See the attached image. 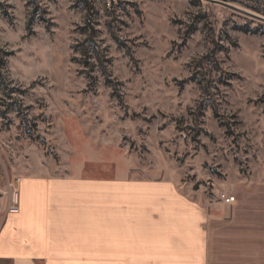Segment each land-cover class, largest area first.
I'll use <instances>...</instances> for the list:
<instances>
[{
    "label": "rangeland",
    "instance_id": "rangeland-1",
    "mask_svg": "<svg viewBox=\"0 0 264 264\" xmlns=\"http://www.w3.org/2000/svg\"><path fill=\"white\" fill-rule=\"evenodd\" d=\"M87 1L94 34L85 0H0V184L127 166L224 218L226 246L264 235V0Z\"/></svg>",
    "mask_w": 264,
    "mask_h": 264
},
{
    "label": "crops",
    "instance_id": "crops-1",
    "mask_svg": "<svg viewBox=\"0 0 264 264\" xmlns=\"http://www.w3.org/2000/svg\"><path fill=\"white\" fill-rule=\"evenodd\" d=\"M80 169L19 176V211L0 214V264H264L260 217L226 246L224 218L173 179Z\"/></svg>",
    "mask_w": 264,
    "mask_h": 264
},
{
    "label": "built area",
    "instance_id": "built-area-1",
    "mask_svg": "<svg viewBox=\"0 0 264 264\" xmlns=\"http://www.w3.org/2000/svg\"><path fill=\"white\" fill-rule=\"evenodd\" d=\"M19 176L4 177L0 184V214H15L19 211ZM218 199L225 204H232L235 197L227 192H219Z\"/></svg>",
    "mask_w": 264,
    "mask_h": 264
},
{
    "label": "trees",
    "instance_id": "trees-1",
    "mask_svg": "<svg viewBox=\"0 0 264 264\" xmlns=\"http://www.w3.org/2000/svg\"><path fill=\"white\" fill-rule=\"evenodd\" d=\"M222 1H228V0H222ZM85 7H86L85 8L86 9V17H85L84 24H83L82 28L84 30L89 31L91 34H94L95 33V29H94V26H93V22H92V20L90 18V13H91L93 7L87 0H85ZM106 61H107V58H106ZM86 63H88V62H86ZM214 63L217 64L215 60H214ZM2 65H3V56H2V50L0 49V69H1ZM1 78H2V74L0 72V79ZM1 84L2 83L0 82V85Z\"/></svg>",
    "mask_w": 264,
    "mask_h": 264
},
{
    "label": "water",
    "instance_id": "water-1",
    "mask_svg": "<svg viewBox=\"0 0 264 264\" xmlns=\"http://www.w3.org/2000/svg\"><path fill=\"white\" fill-rule=\"evenodd\" d=\"M210 1L217 2V3H220V4H224V5H227V3L223 2V1H219V0H210Z\"/></svg>",
    "mask_w": 264,
    "mask_h": 264
}]
</instances>
